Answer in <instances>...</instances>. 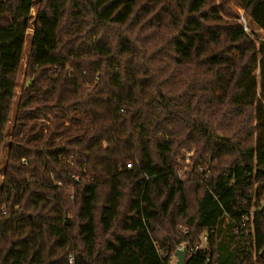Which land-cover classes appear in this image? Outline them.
<instances>
[{"label": "trees", "instance_id": "obj_1", "mask_svg": "<svg viewBox=\"0 0 264 264\" xmlns=\"http://www.w3.org/2000/svg\"><path fill=\"white\" fill-rule=\"evenodd\" d=\"M35 2L0 0V264H264V41L222 0Z\"/></svg>", "mask_w": 264, "mask_h": 264}, {"label": "rangeland", "instance_id": "obj_2", "mask_svg": "<svg viewBox=\"0 0 264 264\" xmlns=\"http://www.w3.org/2000/svg\"><path fill=\"white\" fill-rule=\"evenodd\" d=\"M39 1L40 0H36L35 4L32 7V16L35 17L36 14V10L37 7L39 5ZM225 1L226 4H228L230 6L231 9H233L234 11H237L240 16L242 17V19H244V13L241 9H238V7L236 6V4L232 1V0H222ZM247 26L255 32V34L257 35L258 39L261 41H264V31L260 30L259 28H257V26H255L251 21L247 20L246 21ZM33 34V20L30 22V26L27 30V36H26V42L24 45V51H23V56H22V62H21V66L19 69V73H18V81H17V87L15 90V97L13 99L12 105H11V110H10V119H9V123H8V129H9V136L7 137L6 140V145L4 147V151H3V155L1 158V164H0V193H1V182L3 180V168H4V163L5 160L7 158V153H8V143L10 141V135L12 132V124H13V119L15 116V112H16V105H17V100L18 97L22 91L23 86L25 85V83H27V85H29L30 81L27 80L26 75H25V69H26V65H27V57H28V53H29V48H30V38ZM256 75L257 77L259 76V70L256 71ZM259 91V89H258ZM195 147L193 146L190 149H182V151L180 152L178 158H177V166L176 171L178 172L179 176L182 179H187L189 176H191V180H197L196 178H194L195 176L193 174L189 175L188 173L192 170V157L195 154ZM200 170H202L203 172V176L200 178L201 180L205 179L207 177V175H209V170L208 168H199ZM189 175V176H188ZM187 244L186 243H182L180 245H178L176 247V250L178 249H183L184 247H186ZM202 248H205L206 244H205V238L204 236L201 238V244L199 245ZM197 247V246H196ZM195 250V248L193 249ZM191 253V249L189 250L188 255ZM177 262V258L175 256V253L171 255V263L175 264Z\"/></svg>", "mask_w": 264, "mask_h": 264}, {"label": "water", "instance_id": "obj_3", "mask_svg": "<svg viewBox=\"0 0 264 264\" xmlns=\"http://www.w3.org/2000/svg\"><path fill=\"white\" fill-rule=\"evenodd\" d=\"M188 253H189V248L187 246L184 247L182 250H177L175 253L177 262L175 264H186V258L188 256Z\"/></svg>", "mask_w": 264, "mask_h": 264}, {"label": "built area", "instance_id": "obj_4", "mask_svg": "<svg viewBox=\"0 0 264 264\" xmlns=\"http://www.w3.org/2000/svg\"><path fill=\"white\" fill-rule=\"evenodd\" d=\"M243 22H244V30L249 32V33H252V30L247 26V23L244 19H243ZM103 145H104V147H106L107 146L106 142H104ZM131 168H132V164H128L127 169H131ZM205 241H206V239H205ZM198 249H204V248L197 246V247H195L194 251H197ZM178 250H182V249H178Z\"/></svg>", "mask_w": 264, "mask_h": 264}]
</instances>
